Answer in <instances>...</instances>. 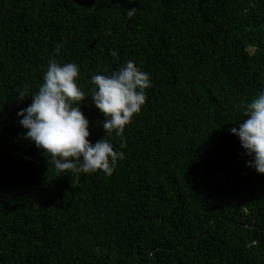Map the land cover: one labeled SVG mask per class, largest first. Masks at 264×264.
I'll return each mask as SVG.
<instances>
[{
  "label": "trees",
  "instance_id": "1",
  "mask_svg": "<svg viewBox=\"0 0 264 264\" xmlns=\"http://www.w3.org/2000/svg\"><path fill=\"white\" fill-rule=\"evenodd\" d=\"M50 59L79 66L93 144L91 76L150 75L111 177L23 138ZM261 91L264 0H0V264H264V175L231 134Z\"/></svg>",
  "mask_w": 264,
  "mask_h": 264
},
{
  "label": "clouds",
  "instance_id": "2",
  "mask_svg": "<svg viewBox=\"0 0 264 264\" xmlns=\"http://www.w3.org/2000/svg\"><path fill=\"white\" fill-rule=\"evenodd\" d=\"M54 53L59 55L60 48L56 47ZM79 74L76 63L49 60L42 84L31 95V103L17 113L26 130L23 138L50 158L59 173L67 172L77 179L98 172L111 177L124 154L114 150L106 136L115 133L121 139L120 148L126 147L125 129L145 105L151 78L133 60L125 61L111 75L91 76V100L104 117L101 125L105 132L104 138L93 144L89 139V121L80 107L86 98L78 86ZM25 94L20 92L21 97ZM243 116L245 119L238 129H231V134L239 139L250 158L246 166L264 175V91L246 104Z\"/></svg>",
  "mask_w": 264,
  "mask_h": 264
}]
</instances>
